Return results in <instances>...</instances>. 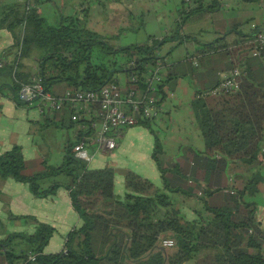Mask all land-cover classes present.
<instances>
[{
  "label": "trees",
  "instance_id": "1",
  "mask_svg": "<svg viewBox=\"0 0 264 264\" xmlns=\"http://www.w3.org/2000/svg\"><path fill=\"white\" fill-rule=\"evenodd\" d=\"M44 1L0 0V29L13 39L11 59L0 57L4 63L0 74L8 77L0 83V91L8 89L17 106H29L18 93L21 84L32 78L52 94L63 89L95 91L110 81L119 83L121 76L127 87L143 89L149 70L157 62L165 64L170 51L163 55L159 49L166 42H196L202 52L225 51L233 58L231 69L245 72L242 57L252 49L259 30L234 27L237 37L230 42H220L229 31L206 40L202 33L212 26L221 0H181L172 31L144 43L115 47L87 26L93 0H79L72 13L59 12L55 21L38 12ZM28 61L35 69H25ZM132 76L135 82L130 81ZM164 83L156 93L158 104L165 96ZM211 89L197 90L190 103L203 150L181 145L172 157L163 149L151 119L139 121L153 136L151 158L160 173L159 186L126 170L125 191L116 194L112 167L92 168L74 156L80 135L65 141L59 166L43 160L42 169L34 173L26 171L20 145L2 152L0 177L26 184L38 198L65 188L80 223L67 233L57 252H45L55 231L47 223L35 219L31 232L7 233L0 237V264H264V228L256 218L254 201L264 171V90L249 72L240 77L233 93L212 95ZM41 113L44 126L50 122L75 126L68 107L54 112L60 113L59 123L47 116L49 112ZM91 124L86 121V134H91ZM62 174L70 177L69 183L51 181ZM174 194L198 201V208H190L191 216L182 210L185 203L176 207ZM166 239L173 244L162 247Z\"/></svg>",
  "mask_w": 264,
  "mask_h": 264
},
{
  "label": "crops",
  "instance_id": "2",
  "mask_svg": "<svg viewBox=\"0 0 264 264\" xmlns=\"http://www.w3.org/2000/svg\"><path fill=\"white\" fill-rule=\"evenodd\" d=\"M221 2L223 6L212 14V26L202 33L206 40L219 38L214 37L212 33L222 34V32H226V29L223 31L213 29L215 14L218 15L220 21H224V18H229V12H236V17L229 22L233 28L241 23L239 19H244V23L247 25L246 28H249V31L264 28V3L262 1L258 3H239L238 0H221ZM78 3L79 0H47L40 3L37 8L38 12L48 20L55 21L59 12L63 14L72 13ZM180 7L181 0L168 11V18L169 15L174 16L175 22ZM220 10L225 13L222 14ZM171 29V27L168 30L165 29L164 32L168 33L167 31ZM234 39L231 38L228 42ZM12 43L11 34L7 30L0 29V57L6 58L4 59L6 61L11 59ZM185 47L187 52L176 60H170L168 56L164 58L165 83L163 92L165 96L159 103L157 114L149 120L152 128L160 137L163 149L172 157L179 151L181 145L191 144L198 150L204 149L203 138L199 133L190 103L196 97L197 90L204 91L211 89L222 81L229 74L233 60L231 55L225 51L209 52L205 50L202 52L201 47L196 42H186ZM220 55H223L227 59L228 64L224 67L216 63ZM207 57L211 58L209 62L205 61ZM180 61H188L191 64L192 70L190 72H176L174 70L175 64L180 63ZM213 62H215V65H211ZM242 63H244L243 67L245 70H247L245 72H249L251 78L259 83L264 90V57L251 56L249 52L247 56L242 57ZM24 66L28 71L35 69L31 61L24 62ZM168 74L171 76L169 79L167 77ZM7 79V76L0 74V83H5ZM124 81V76L119 77V82L125 84ZM63 90L65 91V89ZM160 99L161 96L159 97ZM28 105L27 107L17 106L10 99L8 91H0V154L14 144L20 145L27 169H29L30 162L40 160L41 158V142L37 140L36 132L37 130H41L39 122L43 118L38 107L35 109L36 113H26L25 109L31 107L30 103ZM47 116L58 122L60 113H49ZM50 124L52 123L50 122ZM98 124L99 119H93L92 125L94 129L97 128ZM43 127L47 126L43 124ZM69 132L70 139L73 138L74 140L75 137L77 138L73 127ZM116 142L117 145L111 152H99L88 141L89 149L93 155V159L88 165L92 168L109 166L114 169V192L118 195L124 193L123 172L126 170H133L140 175H146L154 184L159 186L161 183L160 175L151 158L153 136L147 127L140 123L125 127L120 130ZM64 143L65 141L62 142L63 147ZM60 153L61 160L64 153L63 151ZM59 165L56 164L55 166ZM40 169L39 166H33L29 173L40 171ZM69 182L61 180L63 184ZM254 201L256 204V218L261 223L262 228H264V171L262 173L260 190L255 195ZM187 206L186 210H188V213L193 214L191 209H189V205ZM7 211L15 215L41 216V220L44 219L43 221L51 223L54 226L59 225L63 227L65 230L63 233L70 231L80 223L77 214L70 205L65 188H60L52 199L48 197L40 200L28 191L26 184L16 182L10 177H0V215L6 216ZM26 222L28 221L26 220ZM28 223H30L29 227L32 231L33 222ZM51 239H53V236ZM63 243L64 240L57 244V247L55 246L58 249L56 252L62 249ZM48 246L45 247V252H48Z\"/></svg>",
  "mask_w": 264,
  "mask_h": 264
},
{
  "label": "rangeland",
  "instance_id": "3",
  "mask_svg": "<svg viewBox=\"0 0 264 264\" xmlns=\"http://www.w3.org/2000/svg\"><path fill=\"white\" fill-rule=\"evenodd\" d=\"M178 1L179 0H93V7L91 8V13L87 20V26L101 34L110 45L115 47L126 46L137 42L144 43L147 42L149 38H160L159 36L165 35V29L168 30V28L170 27L174 29L176 27L174 16L169 15L168 18V11ZM262 2L264 3V1ZM221 12L222 14L225 13L223 11ZM228 16L229 18H224V21H220L218 15H214L215 21L213 29H215L216 31L217 29L222 31L226 29V32L229 31L226 34L225 39H220V42H224V40L228 41L231 38L237 37V33L231 30L233 28L232 24L229 23L230 20L236 17V12H229ZM239 20L241 21V23L237 24V28H239L243 32H248L249 28H246L247 25L244 23V19ZM172 29L167 32L172 31ZM212 35L214 37H222L223 32L222 34L212 33ZM185 44L186 42L177 45L175 42H166L161 45L159 53L166 54L170 51V53L167 54L168 58L170 60H176L178 57L183 56L187 52ZM209 59L211 58L207 57L205 61L209 62ZM216 63L221 67H224L226 66V64H228L227 59L223 55H220L219 58H217ZM177 64H175L174 68L176 72H190L192 70L191 64L188 61H180V63ZM211 65H215V62L211 63ZM3 90L7 91L8 89L5 88ZM30 105L31 107L26 108L28 110L25 109V112H28V114L36 113V104L34 103ZM44 121L45 120L43 118L40 119L39 126L41 130H37L36 132L37 140L41 142L40 160L47 161L49 162V164H52L54 166L56 164L59 165L62 162V159L60 160V152L63 151L64 153L62 142L68 140V138L70 139L69 130L71 129V127H61L59 125H56L55 123L49 124L47 127H43ZM70 140H73V138H71ZM40 160L30 162L29 169H27L26 171L30 172L33 166H39L42 169V164L39 163ZM154 166L155 168H157L155 163ZM156 170L158 171V169ZM141 176L147 178L146 175ZM53 180L61 182V180L70 181L71 179L70 177L62 174L59 177L51 179V181ZM57 192L54 195L49 196V199H52V197H54ZM35 198L41 200L48 197ZM173 199L176 201V207L178 205L181 206L183 203H185V205L182 206V210L188 216H191V213H188V210H186V207H188L187 205H189V209L193 205H195L197 208L199 206L197 200L191 198L188 199L177 194H174ZM36 216L15 215L9 211H7L6 216L0 215V237H4L7 233L10 232L18 231L28 233L29 231H31L29 227L30 223L28 222H33L32 225L34 228V220L36 219L39 222L47 223L55 228L53 239L49 241L47 250L48 252H56V250H58L56 249L57 244L65 240V237L69 231L63 233V231H65L63 227H60L59 225L54 226L51 223L43 221L44 219L41 220V216ZM31 217L34 219H32ZM26 220L28 222H26Z\"/></svg>",
  "mask_w": 264,
  "mask_h": 264
},
{
  "label": "built area",
  "instance_id": "4",
  "mask_svg": "<svg viewBox=\"0 0 264 264\" xmlns=\"http://www.w3.org/2000/svg\"><path fill=\"white\" fill-rule=\"evenodd\" d=\"M264 50V28L259 29L253 39L251 56H260ZM20 54L18 50L16 55ZM4 65L0 62V67ZM165 64H157L149 70L143 89L127 87L126 83L110 81L98 90L66 89L61 94L45 92L39 79L32 78L28 83H22L18 96L23 101H30L43 112L54 113L64 107L71 110L70 119L75 123L74 130L79 142L73 146L74 156L82 161L90 162L93 155L89 149L88 141L96 151L111 152L117 145L116 138L120 130L139 123L143 119H152L158 112L159 104L156 93L160 91L159 85L165 77ZM244 75L241 68L235 67L229 74L213 87L208 93H233L239 89L240 77ZM135 82L136 77H130ZM125 82V81H124ZM142 90V91H141ZM35 99V100H33ZM98 118L99 124L86 135V121ZM200 194V192H199ZM172 239L163 240L162 246H171ZM29 259H33L30 255Z\"/></svg>",
  "mask_w": 264,
  "mask_h": 264
},
{
  "label": "water",
  "instance_id": "5",
  "mask_svg": "<svg viewBox=\"0 0 264 264\" xmlns=\"http://www.w3.org/2000/svg\"><path fill=\"white\" fill-rule=\"evenodd\" d=\"M33 100H35V99H33ZM30 101H26V103H29ZM162 247H164V246H162Z\"/></svg>",
  "mask_w": 264,
  "mask_h": 264
}]
</instances>
